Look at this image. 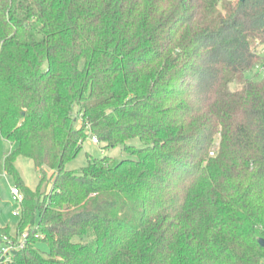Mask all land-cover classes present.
Segmentation results:
<instances>
[{"label": "trees", "instance_id": "1", "mask_svg": "<svg viewBox=\"0 0 264 264\" xmlns=\"http://www.w3.org/2000/svg\"><path fill=\"white\" fill-rule=\"evenodd\" d=\"M258 66L264 0H0V135L24 194L0 244L28 232L1 264H262ZM90 136L128 156L67 169Z\"/></svg>", "mask_w": 264, "mask_h": 264}, {"label": "rangeland", "instance_id": "2", "mask_svg": "<svg viewBox=\"0 0 264 264\" xmlns=\"http://www.w3.org/2000/svg\"><path fill=\"white\" fill-rule=\"evenodd\" d=\"M254 72L259 73V77L264 75V71L261 66L254 69ZM251 74V73H250ZM93 137L87 138L81 150L78 154L66 164V168L69 170L81 171L83 167L88 164V158L90 155L95 157H103L105 155L113 156L117 159L127 157L128 154L125 152L122 146L117 147H104L103 142H93ZM129 143L141 147L143 144L139 138H134ZM12 145L10 142L4 140L0 135V192H1V203H0V226L11 225L12 231L15 233L17 230L18 217L13 215L15 209V202L12 199L11 189L16 185L14 179L9 176L4 167L5 157L10 154ZM211 155H215L212 152ZM16 166L19 169L21 175L26 181L27 185L31 188L36 189L40 182V174L37 170L33 160L20 156L16 161ZM52 172L48 174V179L51 177ZM52 187L51 180L46 183L43 190H50ZM39 219V215L37 216ZM41 248L44 250L48 249L46 243H41ZM3 243L0 244V257L2 256ZM264 264V260L262 261Z\"/></svg>", "mask_w": 264, "mask_h": 264}, {"label": "built area", "instance_id": "3", "mask_svg": "<svg viewBox=\"0 0 264 264\" xmlns=\"http://www.w3.org/2000/svg\"><path fill=\"white\" fill-rule=\"evenodd\" d=\"M93 142L99 143V140L96 136L93 137ZM11 194L12 199L15 202V209L13 210V215L20 216L24 202V194L17 185L12 187ZM27 238L28 232L25 231L22 233L19 243H15L13 240L4 242L2 247V256L0 257V264L12 260L13 251L23 248L27 242Z\"/></svg>", "mask_w": 264, "mask_h": 264}, {"label": "water", "instance_id": "4", "mask_svg": "<svg viewBox=\"0 0 264 264\" xmlns=\"http://www.w3.org/2000/svg\"><path fill=\"white\" fill-rule=\"evenodd\" d=\"M259 242L262 246H264V238H260Z\"/></svg>", "mask_w": 264, "mask_h": 264}]
</instances>
